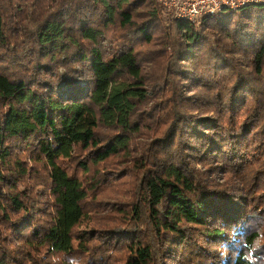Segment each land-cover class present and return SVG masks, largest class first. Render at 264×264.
I'll return each instance as SVG.
<instances>
[{"label":"trees","instance_id":"16d2710c","mask_svg":"<svg viewBox=\"0 0 264 264\" xmlns=\"http://www.w3.org/2000/svg\"><path fill=\"white\" fill-rule=\"evenodd\" d=\"M250 213L263 4L189 22L157 0H0V264H228Z\"/></svg>","mask_w":264,"mask_h":264},{"label":"clouds","instance_id":"9594fccd","mask_svg":"<svg viewBox=\"0 0 264 264\" xmlns=\"http://www.w3.org/2000/svg\"><path fill=\"white\" fill-rule=\"evenodd\" d=\"M228 237L220 245L222 261L228 264H237L238 260L244 264H264V215L250 213L245 221L229 228ZM63 264H83V261L79 256H70Z\"/></svg>","mask_w":264,"mask_h":264},{"label":"built area","instance_id":"2783aa9c","mask_svg":"<svg viewBox=\"0 0 264 264\" xmlns=\"http://www.w3.org/2000/svg\"><path fill=\"white\" fill-rule=\"evenodd\" d=\"M157 2L165 15L189 22L248 5H264V0H157Z\"/></svg>","mask_w":264,"mask_h":264}]
</instances>
